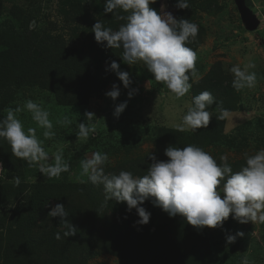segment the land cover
<instances>
[{
	"label": "trees",
	"instance_id": "obj_1",
	"mask_svg": "<svg viewBox=\"0 0 264 264\" xmlns=\"http://www.w3.org/2000/svg\"><path fill=\"white\" fill-rule=\"evenodd\" d=\"M193 1L188 0L190 7ZM172 3L174 17L187 19L190 7L181 10L175 6L177 0ZM245 3L250 8L249 1ZM150 7L159 14L157 0ZM24 10L12 0H0V44L6 49L0 61V120L5 118L4 110L22 88L49 91L60 106L85 105L91 99H100L111 76L106 63L114 60L116 49L107 47L106 42L97 43L91 29L100 20L105 27L118 30L125 21L117 20L116 15L127 14L119 9L114 13L102 11L98 16L76 11L74 15L83 16L82 24L89 31L87 41L80 46H67L59 35L47 30L31 31L27 25H21L26 16ZM186 46L194 49L191 38ZM217 75L212 69L194 83L193 97L210 91L223 109L233 113L236 97L232 85ZM209 110L213 118L206 129L180 132L160 127L154 130L156 159H168L164 155L168 146L192 144L203 149L226 141L225 119L216 110V104ZM0 161L5 170L12 172L13 178L18 176L21 181L19 186L14 179L0 181V264H86L91 250L117 256L131 264H217L213 237L207 227H193L180 215L170 217L154 206L151 199L139 205L150 213L148 224L140 225L135 209L128 210L126 203L115 199L106 203L103 185L88 179L70 182L66 178L56 183L27 181L23 160L11 154V147L3 138H0ZM151 163L148 157L134 160L122 171L142 177ZM230 166L236 172L245 166V161L233 162ZM119 172L116 167L105 169V173ZM69 173L70 170L65 173L67 177ZM57 203L64 204L69 213L67 219L77 229L76 235L63 237L65 229L60 225V218L48 216ZM57 232L61 234L60 240L54 238Z\"/></svg>",
	"mask_w": 264,
	"mask_h": 264
},
{
	"label": "rangeland",
	"instance_id": "obj_2",
	"mask_svg": "<svg viewBox=\"0 0 264 264\" xmlns=\"http://www.w3.org/2000/svg\"><path fill=\"white\" fill-rule=\"evenodd\" d=\"M21 5L26 16L21 25H27L31 31H50L59 35L67 46H80L87 41L88 30L82 24V17L74 15L76 11L98 16L104 11L105 0H12ZM159 14L167 11L174 16L175 7L172 0H157ZM250 10L256 15L259 24L254 32H247L239 19L233 0H194L187 19L198 25L199 31L195 39H191L198 59L196 68L199 79L192 77L190 83L200 81L210 70L215 69L219 78L232 85L233 74L229 69L234 65L242 68L249 62L255 64L257 83L254 88L236 91L232 87L236 111L222 115L226 121L225 140L215 145H207L203 149L216 160L227 157L228 164L245 161L246 156L264 149V0H248ZM164 6V7H162ZM16 25V24H15ZM18 26V24L16 25ZM122 49H116L115 61L120 71L129 73L131 83L125 88L115 72L111 71L109 83L104 88L100 99H91L85 105L60 106L51 92L37 87L22 88L16 93L15 100L7 108H23L27 100L41 105L50 113L53 122L54 137L45 139L44 129L39 128L32 120L29 112L22 111L18 117L28 127L36 128L38 138L43 140L45 150L51 156L63 150L64 159L70 165L68 177L65 173L56 179H47L39 173L38 165L29 166L22 161L23 175L27 181L39 183H56L68 178L70 182L87 179L81 175L80 162L91 152L107 153L109 161L104 168H122L131 161L148 157L156 152L154 147V130L160 127L176 129L182 122L191 105L193 93L177 99L167 87L154 80L143 62L129 66L122 60ZM6 49L0 44V61ZM119 88L120 95L113 101L106 93L112 86ZM132 93L129 99V93ZM126 102L127 106L119 115H114L115 108ZM233 102V103H234ZM242 107V110H241ZM6 108V109H7ZM91 112L97 120L95 132L88 140L78 139V125L86 123L85 113ZM4 115L6 116L5 110ZM4 116V117H5ZM65 116L71 121L68 125L58 123ZM243 132L241 134L238 132ZM187 132V131H184ZM189 132V131H188ZM241 136V137H239ZM221 161V160H220ZM1 163V161H0ZM0 173L1 180H12L11 171ZM223 196V194H221ZM213 237V249L217 264H242L247 257L253 264H264V223L249 222L240 224L230 214L222 227L208 228ZM151 232H154L152 229ZM243 232L233 243H227V236ZM159 235V233H153ZM86 264H131L120 260L117 256L91 250Z\"/></svg>",
	"mask_w": 264,
	"mask_h": 264
},
{
	"label": "clouds",
	"instance_id": "obj_3",
	"mask_svg": "<svg viewBox=\"0 0 264 264\" xmlns=\"http://www.w3.org/2000/svg\"><path fill=\"white\" fill-rule=\"evenodd\" d=\"M156 0H105L104 12L114 13L122 10L127 15H116L122 23L118 30L105 27L97 20L91 31L97 43L106 42L112 49H122V60L129 66L143 62L154 80L163 83L177 99L185 97L192 88L189 82L192 77L199 79L196 62V51L187 47L190 38L195 39L199 27L189 19H176L171 12H158L151 8ZM178 9H189L188 0H177ZM164 7V6H162ZM255 64L249 62L242 68L232 66V87L236 91L254 88L257 83ZM110 69L116 73L125 88L131 80L129 73L119 70L113 61ZM120 95L119 88L114 84L106 93L115 101ZM132 93H129V99ZM216 104V110L227 115L228 110L220 106L210 91H203L192 98L191 105L182 122L176 125L180 132L206 129L213 118L209 109ZM126 102L119 104L114 115L119 116L126 108ZM27 111L39 128L44 129L43 137L51 139L55 133L50 113L32 100H27L23 108L5 109L6 116L0 120V138L7 140L11 154L27 162L29 166L38 165L39 173L47 179H58L62 173L69 172L70 165L64 159L63 150L51 156L45 150L43 140L38 138L36 128L28 127L18 117V113ZM86 123L78 125V139L88 140L94 134L97 120L93 113L86 112ZM63 125L71 123L65 116L58 121ZM164 155L166 161H159L154 155L148 154L153 161L142 177L134 176L130 171L118 174L105 173V164L109 161L107 153L97 151L91 157L80 162L81 175L86 176L93 184L103 185L105 202L115 199L124 202L128 210L135 209L139 217L138 224L146 225L150 213L142 205L151 199L153 205L160 207L170 217L180 215L186 222L196 228H217L229 218L230 214L240 224L249 222L264 223V149L255 154L247 155L245 166L233 172L227 157L220 158L221 163L201 147L189 144L185 147L168 146ZM0 173H6L0 163ZM16 186L20 178L14 177ZM223 194V196H221ZM52 218L59 217L60 225L65 229L63 237L76 235L77 229L67 219L68 211L64 204L57 203L48 212ZM243 232L227 236V243H233ZM55 239L60 240L57 232ZM242 264H253L247 257Z\"/></svg>",
	"mask_w": 264,
	"mask_h": 264
},
{
	"label": "water",
	"instance_id": "obj_4",
	"mask_svg": "<svg viewBox=\"0 0 264 264\" xmlns=\"http://www.w3.org/2000/svg\"><path fill=\"white\" fill-rule=\"evenodd\" d=\"M243 28L247 32L256 31L259 21L256 15L246 6L245 0H233Z\"/></svg>",
	"mask_w": 264,
	"mask_h": 264
}]
</instances>
